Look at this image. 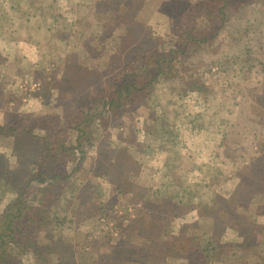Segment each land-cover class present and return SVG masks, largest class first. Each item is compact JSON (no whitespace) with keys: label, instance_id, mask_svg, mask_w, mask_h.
<instances>
[{"label":"rangeland","instance_id":"1","mask_svg":"<svg viewBox=\"0 0 264 264\" xmlns=\"http://www.w3.org/2000/svg\"><path fill=\"white\" fill-rule=\"evenodd\" d=\"M196 2L37 0L32 8L21 3L20 10L8 0L0 15V125L25 114L72 111L76 97L131 66L137 53L169 43L172 29ZM245 2L217 36L216 15L199 16L197 27L210 39L191 44L188 59L160 77L146 99L92 124L88 155L54 204L70 219L49 226L45 239L55 252L47 262L53 257L50 264L65 263L72 255L89 261L120 242L121 257H133L127 241L146 244L154 228L163 233L157 241L180 232L210 235L216 210L238 197L247 206L240 210L249 222L246 247H228L242 240L229 230L223 238L228 241L208 257H214L212 264H264V0ZM244 44L261 53L263 66L251 69ZM94 108L100 110L101 103ZM34 134L0 130V211L36 163L41 142ZM36 184L56 194L60 186ZM182 195L183 209L169 212L176 208L168 205L169 197L177 205ZM149 201L164 204L157 218L165 222L147 224L157 214ZM102 206L104 212L97 213ZM135 219L148 227L131 229ZM251 225L261 228L255 236ZM198 242L205 247L209 241ZM186 251L177 246L162 255L165 261L150 264H202L188 260Z\"/></svg>","mask_w":264,"mask_h":264},{"label":"trees","instance_id":"2","mask_svg":"<svg viewBox=\"0 0 264 264\" xmlns=\"http://www.w3.org/2000/svg\"><path fill=\"white\" fill-rule=\"evenodd\" d=\"M38 1L40 3V0ZM245 1L247 0H197L192 5L193 7L184 12L177 27L172 29L169 35L171 39L169 43L164 45L161 50L158 47L149 46L143 56L142 52L137 53V57L131 66L125 70L122 68L115 70L107 83L102 82L88 89L82 96L80 94L79 98L76 97L72 111L63 110L60 113L40 116L25 114L14 123L6 126L0 125V130L12 134L24 133V135H29L34 134V129H41V133L34 134L41 142V145L38 146L39 155L36 163L28 171L26 181L18 189L15 199L0 211V264H26V262L38 264V262L43 261L45 264L52 263L50 261L53 257L48 262L47 258L55 251L50 245L51 242L45 239V235L50 225L63 226L68 218L70 219L67 212L62 214L63 212L56 210L54 204L62 197V192L67 184H70L73 171L80 168L82 160L88 155L85 146L90 143L89 134L92 124L101 121L102 115L105 114L110 115V117H118L125 109L134 107L136 103L146 99L150 95L148 90L160 77L167 74L170 68L177 63L188 59V55L191 54V44L210 39L205 38L203 31L197 27L199 16L212 13L214 16L216 15V21H218L217 36L220 29L233 21L231 18L233 9H235L233 13L238 14L241 6L239 8L237 6L240 3L244 5L243 3H247ZM7 2L8 0L0 2V10L3 8L2 4ZM11 3L12 6H18V8L21 3L32 8L37 0H28V2L11 0ZM41 5L43 4L41 3ZM41 8L42 6L39 9ZM3 13L2 9L0 15ZM201 23H204L203 18ZM244 47L248 52L247 60L252 59L253 61L251 69L255 70L259 66H263L261 53H253L251 48H248V44H244ZM191 85H193L192 88L196 87L194 83ZM98 103L102 105L100 110L94 108ZM99 117L100 119H98ZM21 124L22 126H20ZM71 163L75 165L72 169H68ZM54 182H58L60 185L55 188L58 191L57 194L54 190L47 188L38 189L36 184L49 185ZM87 188L88 185L85 186V189ZM183 197V195L180 197L177 205H173V197H169V201L166 199L168 205L176 207L171 208L169 212L173 211V214H179L183 209ZM243 200V198L232 197L223 203V207L216 210V222L211 229L212 233L204 235L205 239L209 241L205 247H202L198 242V240H204L203 236L200 238V236L193 234L187 235V232L172 234L167 241H157V238L163 233L161 229L157 228L156 231L154 228L147 236L148 239L151 237L152 240L146 244L139 246L140 244L131 240L127 241L128 245L129 242L135 245H130L135 248L133 257H121L119 250L122 246L124 247V243L120 242L107 254L101 256L98 254L97 257L95 254L91 256L89 261H84L83 257L72 255L70 258H64L65 263L57 260L55 264H127L129 261L130 264H150L151 259L157 263L165 261L163 259L166 258L162 259V255H167L170 250L177 246L187 250L188 260L212 264L214 257L208 256L228 241H223V238L229 230L237 233L239 239L242 240L235 241L234 244L228 243V247L236 250L246 247L245 237L247 235L245 233L247 230L245 226L249 225V222L245 221L248 216L240 211L241 208L247 207ZM147 205L149 208L151 205L154 206L157 211L156 216L152 214L151 219L153 220L150 219L151 221L147 223L151 227L153 221L155 223L163 217L158 212L164 209V204L161 202L158 205L149 201ZM80 207L86 209L88 205L81 202ZM104 210L105 206H102L97 208L96 212L100 213ZM93 215L91 214V216ZM159 220L165 222L164 218ZM139 221L137 219L131 220V229L136 228L139 224L148 227L146 223L143 224L144 221H140L141 223ZM250 224L252 223L250 222ZM260 229V227L253 226L250 231H253L255 236L256 233L260 232ZM158 230L161 233L158 234ZM189 236H191L190 239ZM215 240L216 242H214ZM222 264H228V262L225 261Z\"/></svg>","mask_w":264,"mask_h":264}]
</instances>
